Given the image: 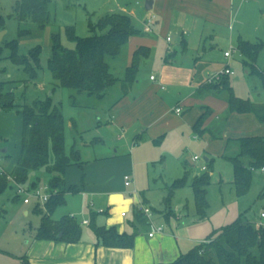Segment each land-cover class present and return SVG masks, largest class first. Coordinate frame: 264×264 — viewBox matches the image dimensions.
Wrapping results in <instances>:
<instances>
[{
	"label": "rangeland",
	"instance_id": "rangeland-1",
	"mask_svg": "<svg viewBox=\"0 0 264 264\" xmlns=\"http://www.w3.org/2000/svg\"><path fill=\"white\" fill-rule=\"evenodd\" d=\"M145 2L146 0H50L49 21L44 29H39L30 20L19 22L15 18H9L15 0H0V16L5 21L4 29L0 30V91L13 93L16 105L0 109V164L11 169L19 156L23 107L31 105L35 100L51 97L65 118L66 150L77 141L82 158L89 163L100 157H128L133 151L131 158L122 160L113 168L112 180L118 182L117 175L120 172L122 175L130 174L132 185L129 188L136 189L141 196H145L146 204L151 209L150 219L153 225L162 227L164 232H173L178 240L181 237L189 240L188 250L182 253L186 254L198 244L213 238L221 228L236 221L264 224V218L260 217V213L264 211V172L253 170L249 187L240 194L234 184L232 164L223 156L228 138L263 135L264 125L258 123L251 113H233L224 125L222 139L212 140L208 133L196 134L192 123L189 124L188 121L195 119L200 107L208 105L214 112V116L206 119L208 125L225 113V103L215 98H203L191 103L182 101L188 90L183 84L195 83L196 80L192 81L195 79L194 74L206 69L210 76L226 65L233 72L228 80L235 96L251 103H261L264 100V90L258 75L251 73L246 57L236 49L239 38L249 42L264 40V0H235L230 22L226 26L220 22L195 19L179 9L173 10L174 19L180 17L188 28L194 19L198 20L199 23L194 28L201 31L197 49L193 46L195 39L189 38V49L186 52L182 50L178 32L180 28L169 26L161 34H146V38L155 39L157 44L151 45L149 54L140 58L137 80L130 87L127 98L112 108V104L123 94L122 82H116L107 89L102 99L83 94L72 98L73 91L60 87L47 66L52 33L60 34L63 46L74 48L75 44L69 39L66 29L72 27L76 36L86 37L90 35L88 18L95 22L107 11L130 15L133 24L139 29L143 26L144 18L152 14L161 16L155 9L146 11ZM20 29L29 33L19 36ZM167 37L171 42L167 41ZM12 40L17 41L20 56H28L35 46L41 47L40 67L35 77L8 58L11 50L7 43ZM168 46L171 48L168 49ZM230 47L234 48L232 55L229 59H224L223 53ZM129 56L128 43L118 57H107L112 73L119 79L124 78ZM256 66L259 69L264 67V50L258 55ZM163 67L162 84L165 89L156 88V97L151 100L152 106L146 113L139 114L125 125L124 130L116 127L110 119L111 115L118 107L132 101L147 86H155L161 79ZM150 75L157 81H151ZM178 101H181L183 112L175 111V114L172 109ZM71 118L76 121L75 127L71 124ZM143 130L144 133L134 144L132 139ZM159 138L160 142H155ZM4 148H7L6 152L2 151ZM231 148L235 152L236 148ZM117 149L119 153H115ZM194 156L199 160L194 161ZM204 157L209 159L208 163ZM245 162L247 165V161ZM50 164H53L52 156ZM184 164L191 171L187 183L174 188L170 201L164 203L163 198L167 197L174 180L184 177ZM203 166L207 170L202 171ZM203 172H207L210 179L205 187L208 206L205 215L201 217L190 184L194 174ZM37 177L41 184H45L49 176L44 171L31 172L25 183L8 181V186L0 194V264H50V250L38 247L40 241L35 240L42 216L37 208L45 212V203H39L31 197L30 202L25 204L23 196L16 195L17 184L29 187ZM125 197L129 198V206L138 204L137 196L136 201L132 195ZM65 199L66 203L55 209L52 219L58 220L69 214L79 222L83 218H89L87 202L90 198L84 199L69 192ZM124 211L127 213L125 221H131V209L125 208ZM170 211L173 213L170 214ZM164 212L169 216H163ZM96 219V223H100L101 219L105 220V216L98 215ZM81 228L82 237L93 234L88 225H81ZM131 233L133 232L130 231ZM142 236L143 232L135 234L136 238ZM177 256L164 264L174 262Z\"/></svg>",
	"mask_w": 264,
	"mask_h": 264
},
{
	"label": "trees",
	"instance_id": "trees-1",
	"mask_svg": "<svg viewBox=\"0 0 264 264\" xmlns=\"http://www.w3.org/2000/svg\"><path fill=\"white\" fill-rule=\"evenodd\" d=\"M49 4L50 0H15L13 12L9 18H15L19 22L30 20L39 29H44L49 21ZM4 26V18L0 16V30H3ZM87 27L90 35L86 37L76 36L72 27L66 29L69 39L75 44L74 48L63 46L60 34L52 33L47 66L53 79L60 87L73 91L72 98L83 94L102 99L105 91L116 82H122V92L126 95L137 80L139 59L147 56L149 49L139 47L133 52L130 64L125 68L123 79L114 76L107 57H118L129 39L142 34V31L135 27L130 15L112 12L101 15L95 22L88 18ZM26 33L29 31L20 29L18 34L22 36ZM7 45L11 50L8 57L10 61L23 66L24 70L35 77L40 67L41 47L35 46L29 51L28 56H20L16 40L10 41ZM236 49L246 57L251 73L258 75L264 90V67L259 69L256 66L258 55L264 50V40L249 42L239 38ZM196 93V96L211 95L226 102L225 113L208 125H204V122L211 112L208 107H202L203 113L192 125L194 132L198 135L208 133L212 140L222 139L224 125L233 113H251L259 123L264 125V100L261 103H251L249 100L235 96L228 76H222L213 83L202 84ZM15 106L13 93L0 91V109ZM70 121L75 127V119L71 118ZM97 140L99 141V138ZM155 142H160V138ZM78 144L74 141L69 150H66L65 118L60 108L54 105L51 97L35 100L31 105L23 107L20 153L11 171L0 172V194L8 186L7 176L13 177L15 181L22 184L26 182L31 172L44 171L48 174L46 184L51 190H56V194L45 202V212L37 208L42 214L40 227L35 233L37 241L76 243L81 239V221L79 222L71 215H64L58 220L51 217L58 206L66 203L67 192L77 193L78 191L75 186L68 188L65 186L66 169L72 165L82 168L85 163L82 161ZM231 146L236 148L235 152H232L234 150ZM51 156L53 164H50ZM223 156L232 164L237 192L240 194L245 192L250 185L252 171L264 168V134L228 138ZM245 161L247 165L244 164ZM183 168L184 177L174 180L167 197L163 198L164 203L170 201L174 188L187 183L191 171L186 164ZM81 179L83 182V172ZM209 179L210 175L207 172L194 174L191 179L190 186L193 188L201 217L205 215V209L208 206L205 199V187ZM39 183L40 180L37 177L29 187H35ZM262 194L264 195V189ZM97 214L90 211L86 225L102 245L117 248L133 247L136 232L119 234L113 227L99 226L95 222ZM170 264H264V226L236 221L221 228L213 238L198 244Z\"/></svg>",
	"mask_w": 264,
	"mask_h": 264
},
{
	"label": "crops",
	"instance_id": "crops-1",
	"mask_svg": "<svg viewBox=\"0 0 264 264\" xmlns=\"http://www.w3.org/2000/svg\"><path fill=\"white\" fill-rule=\"evenodd\" d=\"M234 3L235 0H152L151 10L155 9V12L161 14V16L157 17L152 14V16H154L155 18L151 26L152 30L149 33L145 32L143 28L145 19L151 16L144 18L142 22L143 26L139 28L142 31V34L133 36L129 39L128 43L130 56L127 66L130 64L132 54L137 48L144 47L148 48L150 51V46H154L157 44V41L155 39L146 38V36L144 35L150 33L157 34V32L161 34V32L165 31L169 26L172 28H180V30L178 31L180 33L179 42L184 52L189 49V38L195 39V43L193 46H195L197 49V45H199L201 38V31L194 29L196 28L197 23H199L198 20L195 21V19L220 22L222 23V25L226 26L230 22V18L232 15V6ZM175 9L185 11L186 15L195 18L190 24L189 28L185 22L181 21L180 17L174 19L172 11ZM110 12L107 11L106 13ZM191 30L192 33L190 34ZM168 47L171 48V46ZM224 59L229 58L224 57ZM196 60H199V58H196ZM164 69L165 67H163L161 79L158 80V83H156L155 86H147L142 92L135 96L132 101H129L124 106L122 105L118 107V110L113 113V115H111L110 119L112 123L116 125V127L123 129L125 125L129 124L130 121L138 117L139 114H144L148 111V109L152 106V98L156 97V88L159 87L162 90L165 89L164 85L162 84ZM151 76L152 75L149 76V79L151 81H157L156 78L151 79ZM194 76L195 79L193 78L192 81L196 80L194 81L195 83L191 82L189 83V85H187V83L183 84V87L188 90H186L187 93L182 98V101L186 100L191 103L194 100H201L203 98H215L218 100V98L211 95L196 96L197 89L202 84H204L209 77L208 71H206V69L200 70L196 74H194ZM130 91L131 90H129L126 95L122 94L121 97L112 104V108L115 104L120 103L122 99L127 98V95L130 93ZM220 101H223L226 105V102L224 100L220 99ZM180 102L181 101H178L177 105H175V107L172 109V112L175 113V108L177 107L181 108L180 112L178 113L183 112V107L181 106ZM206 107H208L209 111L211 112V114L206 117V119L208 120L209 118L214 116V112L208 105H206ZM202 113L203 108L200 107L195 119H193V121H188V123H192L193 125L195 120ZM207 122L208 121L205 120L204 125H206ZM143 133L144 130L142 131V133L136 134V137L132 139V142L136 144L137 138H140ZM2 151L6 152L7 148H4ZM115 153H119V150L117 149ZM132 155L133 151L131 153V156L129 155L128 157H123L122 155L100 157L95 158L92 163L87 162L82 158L81 155L82 161H84L85 163L82 165V168L78 165H72L66 169L65 186L66 188L75 186L78 191L77 193L73 194H77L79 197H84V199L90 198V200L87 202V206L90 211L98 213L100 210H102V212H99L96 215V218H98V215H103L105 216V220L101 219L100 223H96L97 225L104 226L106 228L113 227L119 234H129L130 231H132L137 233L143 232L144 236L140 238L135 237L134 245L131 248L104 246L98 241L92 231L91 232L93 234L91 236H81L80 241L76 243L42 240L40 241L38 247H43L45 250H50V264H164L171 262L177 255L178 258L180 255H183L182 253L188 250L189 240L184 237H181L182 239L178 240V238L174 237L173 232H164V229H162V231L156 232L152 237H149L148 233L151 231L149 220L144 214L136 210L138 204H132L129 206V198L125 197L128 195H132L135 201L138 197L137 203H143L147 205L145 196H141L136 189H130L129 187L132 185V183L129 186H125L124 177L129 176L130 174L122 175V173L120 172L117 175L118 182L112 180L113 168L118 166V163H120L122 160L124 161L131 158ZM204 159L205 161L209 160L207 157H204ZM2 167L4 170L9 172L14 166L11 169H9V167H4V165ZM89 171H91V176H89ZM82 172L84 173L83 182L81 179ZM67 194H69V192H67L65 195ZM135 196L137 197L135 198ZM92 198L95 199V202ZM125 208L127 210L131 209V211L133 212V219L131 221H125V218L127 217V213H125L124 211ZM111 212L112 214H110ZM172 213L173 212L170 211V214ZM162 215L165 217L169 216L167 212L162 213ZM83 219L89 220V218ZM96 220L97 219H95V222ZM176 231L179 232V230Z\"/></svg>",
	"mask_w": 264,
	"mask_h": 264
},
{
	"label": "built area",
	"instance_id": "built-area-1",
	"mask_svg": "<svg viewBox=\"0 0 264 264\" xmlns=\"http://www.w3.org/2000/svg\"><path fill=\"white\" fill-rule=\"evenodd\" d=\"M154 18H155L154 16H151V17H148V18L145 19L144 28H143V30L145 32H147V33L151 32V30H152L151 26H152V24L154 22ZM170 40L171 39L169 37H167V41L170 42ZM168 49H170V47H168ZM233 50H234V48L230 47L227 51L224 52V57L225 58H230L231 55H232ZM231 74H233V72L229 69L228 65H226L219 72H217V73H215L213 75H210L207 78L205 83H213V82L219 80L222 76H229ZM151 79H154V77L151 76ZM180 110H181L180 107L175 108L176 112H180ZM192 159L194 161H196V160H198V157L194 156ZM0 161H1V158H0ZM201 170L205 171L206 170V166H203ZM260 170L262 172H264V168H262ZM0 172H7L6 170L3 169L1 164H0ZM7 179L9 181H11V182H15V180L11 176H7ZM131 183H132V180L130 179V177L129 176H125L124 177L125 186H129ZM54 194H56V190H51L46 183L45 184H38L35 187H23L20 184L16 185V195L17 196H23V202L25 204L30 202V198L31 197H34L35 199H37V201L39 203H45ZM136 210L138 212H141L142 214H144L147 217V219L149 220V222H150L151 231L148 233L149 237H152L154 235V233H156V232L162 231V229H163L162 227H157V226L153 225L152 221L150 220V218H151V209L147 205H145L143 203H138V205L136 207ZM99 212H102V210H100ZM260 217L264 218V211H262L260 213ZM87 223H88L87 219H83L81 221L82 225H85ZM257 225L264 226V224H262L261 222L257 223Z\"/></svg>",
	"mask_w": 264,
	"mask_h": 264
},
{
	"label": "water",
	"instance_id": "water-1",
	"mask_svg": "<svg viewBox=\"0 0 264 264\" xmlns=\"http://www.w3.org/2000/svg\"><path fill=\"white\" fill-rule=\"evenodd\" d=\"M152 8V0H146L145 2V9L148 11V10H151ZM1 39V37H0Z\"/></svg>",
	"mask_w": 264,
	"mask_h": 264
}]
</instances>
